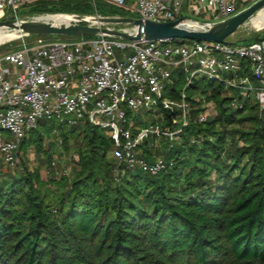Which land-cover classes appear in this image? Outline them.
Here are the masks:
<instances>
[{"label": "trees", "instance_id": "obj_1", "mask_svg": "<svg viewBox=\"0 0 264 264\" xmlns=\"http://www.w3.org/2000/svg\"><path fill=\"white\" fill-rule=\"evenodd\" d=\"M28 7L95 9L90 0H39L20 13ZM96 8L105 12L98 1ZM177 73L168 94L181 97L185 73ZM185 92L188 125L180 139L165 138L162 158L173 164L157 174L111 157L110 136L86 126L87 145L76 149L80 160L71 174L44 178L40 164L50 166L53 155L40 127L57 120L41 118L21 145L25 155L33 145L39 165L31 170L21 157L23 168L0 165V264H264V109L207 77L195 78ZM211 102L215 115L200 121ZM162 111L167 126L171 117ZM55 121L48 129H58L69 150L79 126ZM149 153L145 146L141 155L154 161Z\"/></svg>", "mask_w": 264, "mask_h": 264}, {"label": "built area", "instance_id": "obj_2", "mask_svg": "<svg viewBox=\"0 0 264 264\" xmlns=\"http://www.w3.org/2000/svg\"><path fill=\"white\" fill-rule=\"evenodd\" d=\"M39 0H0V17L19 16L27 4ZM96 8L99 0H90ZM134 10L139 18L168 22L182 18L191 28H207L247 7L238 0H106ZM250 5L258 0H243ZM249 5V6H250ZM185 11L190 17L185 16ZM203 18L195 19V15ZM50 21L97 25L84 13L56 12ZM0 53V165L16 168L21 145L43 117L68 126L83 125L109 130L114 156L131 169L157 174L173 162L162 157L148 161L138 153L150 138L180 139L191 108L185 89L195 78L223 82L229 94L240 90L264 109V37L248 44L214 41L174 42L175 39L132 41L115 36H80L51 40L37 35L28 42ZM185 73L180 100L165 94L173 72ZM166 110L171 122L155 119L134 132L129 111ZM180 111L179 116H172ZM205 114L199 116L200 121ZM176 125V126H175ZM54 135L58 132L54 130Z\"/></svg>", "mask_w": 264, "mask_h": 264}, {"label": "rangeland", "instance_id": "obj_3", "mask_svg": "<svg viewBox=\"0 0 264 264\" xmlns=\"http://www.w3.org/2000/svg\"><path fill=\"white\" fill-rule=\"evenodd\" d=\"M98 5L101 8V12L99 9L95 8L94 10H89L84 14H88L98 20L97 17H100L102 21L100 22L98 20V24L104 26V27H110L114 29H119V30H127V31H132L134 27L130 24L126 23H120L117 22L115 19L119 17H138V14L128 8H122L118 6L117 4L106 1V0H99ZM237 5L239 7H247L250 5V2H245L243 0H238ZM119 8L124 10V12L119 11ZM32 8H26L23 10L22 14L20 13L19 16L24 19H38V20H50L51 15L53 13L51 12H44V11H32ZM185 16L188 15L190 17V14H188L187 11L184 13ZM195 19H201L203 18V15H195L193 17ZM10 19L9 15L0 17V20H8ZM0 36L3 37V41L0 42V53L6 52L9 50H13L18 48L21 43H22V37H17L15 34V31L13 29L9 28H0ZM37 35H28L26 38L28 42H31L35 39ZM44 37L51 39V40H68L71 38H77L80 36H73V35H59V34H53V35H43ZM263 38L264 37V10L259 11L246 25L238 29L234 34L228 37V39L236 44H248L257 38ZM242 39V40H240ZM240 40V41H239ZM237 41V42H236ZM187 42V41H186ZM176 76L174 77L173 75V82L175 81V78L178 76V73L175 74ZM178 89H183V86L180 85L178 86ZM169 90L166 92V96L168 98H172L175 100H180V96H172L168 94ZM171 96V97H170ZM254 99V98H253ZM129 113L132 115L134 118V121L137 123V121L144 122V123H150L153 122L155 119L159 120L160 122L164 121L163 117V111L162 109L155 108L153 111H148V110H141L139 111L138 114H134L133 112L129 111ZM216 113V108L215 104L213 102L209 103L207 105L206 112L204 113L205 116H213ZM55 120L49 119V127L52 126V122ZM57 123V121H55ZM82 125H79V129H76V131L71 132V136L69 138V150L64 146L63 142V137L61 135V132H58V136H54L53 134V129L49 130V127H44L41 126V132L44 135V140L43 144L46 148H50V152L53 155L52 163L49 165L48 162L42 163L41 169H42V174L44 178H60L63 175H70L73 169L77 166L79 160H80V155L77 152L76 149L79 147L85 148L87 145V139L90 135V129L89 127H85L83 123ZM56 126H60L59 122L56 124ZM142 127L141 125H137V128ZM66 130V131H71V127H67L66 129H60ZM86 130V131H84ZM104 132L109 136V130L104 129V128H99V132ZM167 140L165 138H160V139H151L149 143H143L142 146L139 147L138 153L141 154L144 152L145 146L150 149L149 155L151 156V159H156L158 157H164L165 153L168 149ZM52 143H54V146H50ZM27 154L25 155L24 152L21 153L20 157L25 159L22 161V163L28 165L30 169L36 168L39 163V157L35 152V148L29 147L27 149ZM109 155L112 157L113 156V148L112 150L109 151ZM43 156L40 157V159H45L42 158ZM46 160V159H45ZM23 168V164L19 165V169ZM17 171V170H16Z\"/></svg>", "mask_w": 264, "mask_h": 264}, {"label": "water", "instance_id": "obj_4", "mask_svg": "<svg viewBox=\"0 0 264 264\" xmlns=\"http://www.w3.org/2000/svg\"><path fill=\"white\" fill-rule=\"evenodd\" d=\"M264 9V0H258L236 15L218 22L211 27L191 28L181 24L182 18L168 22H157L143 20L139 17H119L115 20L120 23L130 24L134 27L132 31L119 30L86 23L64 24L50 20L11 18L0 20V28H9L15 31L17 37L28 35H73V36H97L107 35L124 38L132 41L158 40V39H181L193 41H214L221 43H232L228 39L238 29L246 25L259 11ZM242 40V39H240ZM239 40V41H240Z\"/></svg>", "mask_w": 264, "mask_h": 264}, {"label": "bare ground", "instance_id": "obj_5", "mask_svg": "<svg viewBox=\"0 0 264 264\" xmlns=\"http://www.w3.org/2000/svg\"><path fill=\"white\" fill-rule=\"evenodd\" d=\"M264 10V9H263ZM262 10V11H263ZM58 22V21H57ZM2 29V28H1ZM3 41V37L2 36H0V42H2Z\"/></svg>", "mask_w": 264, "mask_h": 264}, {"label": "crops", "instance_id": "obj_6", "mask_svg": "<svg viewBox=\"0 0 264 264\" xmlns=\"http://www.w3.org/2000/svg\"><path fill=\"white\" fill-rule=\"evenodd\" d=\"M137 125H138V124L136 123V124H135V129H138V128H137ZM152 139H154V138H152ZM113 151H114V150H113Z\"/></svg>", "mask_w": 264, "mask_h": 264}]
</instances>
